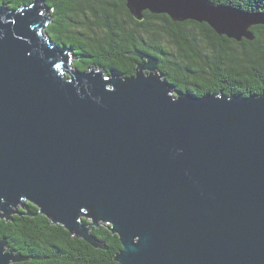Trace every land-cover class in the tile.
I'll return each mask as SVG.
<instances>
[{
  "label": "water",
  "instance_id": "95a60500",
  "mask_svg": "<svg viewBox=\"0 0 264 264\" xmlns=\"http://www.w3.org/2000/svg\"><path fill=\"white\" fill-rule=\"evenodd\" d=\"M254 41L264 12L210 0H124ZM43 3L0 6V218L26 202L120 264H264V93L177 90L140 51L135 74L72 66ZM90 221V226L84 223ZM0 242V264L29 260Z\"/></svg>",
  "mask_w": 264,
  "mask_h": 264
},
{
  "label": "trees",
  "instance_id": "16d2710c",
  "mask_svg": "<svg viewBox=\"0 0 264 264\" xmlns=\"http://www.w3.org/2000/svg\"><path fill=\"white\" fill-rule=\"evenodd\" d=\"M247 12H264V0H210ZM43 3L50 13L47 36L57 45L71 49L74 68L85 72L99 69L106 75L123 78L135 74L140 60L128 53L140 51L158 61L159 72L170 82L192 88L177 90L193 95H237L264 93V26L251 30L254 41L236 42L220 37L207 24L174 22L167 15L144 12L136 20L124 0H0L10 9ZM112 62L111 70L108 69ZM222 70L226 84L216 88L213 75ZM18 213L0 218V242L29 260L14 264H120L115 257L122 250L117 235L105 225L91 227V234L104 249L54 225L30 202L15 209ZM90 226V221L84 219Z\"/></svg>",
  "mask_w": 264,
  "mask_h": 264
},
{
  "label": "flooded vegetation",
  "instance_id": "af4514ba",
  "mask_svg": "<svg viewBox=\"0 0 264 264\" xmlns=\"http://www.w3.org/2000/svg\"><path fill=\"white\" fill-rule=\"evenodd\" d=\"M75 59H76V58H74L73 65H74V63H75ZM108 64H109L108 69L111 70V67H110V66H112V65H111L112 62H111V61H110V62L107 61V65H108ZM227 79H228V78L226 77V74L223 73L222 70H216L215 73H214V75H213V79H212V81H210V83H213L214 87L218 88V87H220V86L226 84V81H228ZM170 83H171L176 89H179V88H182V89L192 88V87H190L189 85L177 83V80H175V79H171V80H170Z\"/></svg>",
  "mask_w": 264,
  "mask_h": 264
},
{
  "label": "rangeland",
  "instance_id": "374dc122",
  "mask_svg": "<svg viewBox=\"0 0 264 264\" xmlns=\"http://www.w3.org/2000/svg\"><path fill=\"white\" fill-rule=\"evenodd\" d=\"M72 66H73V64H72Z\"/></svg>",
  "mask_w": 264,
  "mask_h": 264
}]
</instances>
